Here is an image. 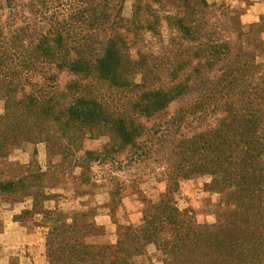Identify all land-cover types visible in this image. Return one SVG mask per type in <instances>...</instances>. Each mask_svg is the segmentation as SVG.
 <instances>
[{"label":"trees","instance_id":"16d2710c","mask_svg":"<svg viewBox=\"0 0 264 264\" xmlns=\"http://www.w3.org/2000/svg\"><path fill=\"white\" fill-rule=\"evenodd\" d=\"M214 10L205 0H0V157L43 143L52 175L87 184L92 165L140 164L167 144L163 194L144 203L138 225L118 227L114 244L88 242L102 235L91 212L44 207L54 198L45 173L0 182V197L31 201L15 220L41 217L47 264H130L149 246L161 264H264V64L244 51L241 29L221 37ZM163 26L177 36L174 61L133 56L138 38ZM195 86V100L168 114ZM195 176L221 194L222 223L178 209L179 183Z\"/></svg>","mask_w":264,"mask_h":264},{"label":"rangeland","instance_id":"374dc122","mask_svg":"<svg viewBox=\"0 0 264 264\" xmlns=\"http://www.w3.org/2000/svg\"><path fill=\"white\" fill-rule=\"evenodd\" d=\"M215 10L211 22L223 27L221 37L235 39L241 29L244 51L254 54L258 62L264 64V0H205ZM217 8H221L224 16ZM125 16L130 14V6L124 9ZM240 32V30H238ZM177 36L163 26L160 35L144 34L138 38L131 50L143 54L152 64L169 66L175 59ZM163 72V71H162ZM214 73V77H215ZM213 77V74L210 76ZM69 78L58 76V85L62 88ZM199 88L195 86L190 94L170 105L168 114H173L180 107H185L195 100ZM4 104L0 100V116L4 113ZM107 142L106 138L86 139L84 149L95 151ZM167 144L153 148L142 163L122 164V169H112L108 165H92L88 174L89 183L74 181L73 177L61 173L51 174L48 169L46 146L43 143H24L12 149L7 157H0V182L11 181L30 171L45 173L43 184L45 193L54 197L44 202L46 209H57L71 216L77 212H91L96 226L102 228V235L88 240L95 244H114L119 226L138 225L144 203H156L164 192L161 182L166 162L164 154ZM120 161L125 159L121 156ZM125 162V161H124ZM56 163V160H55ZM75 174L77 173L74 172ZM77 176V175H76ZM111 178L116 181L110 185ZM207 176H195L182 180L178 186L176 203L179 210L190 211L197 224L215 225L222 223L218 218L221 194L211 192L207 186ZM94 184L95 186H92ZM118 184L117 190L115 187ZM114 194L113 192H116ZM118 195L117 197H114ZM111 201L114 206L111 207ZM31 201L13 204L11 197H0V264H47L45 256L46 229L41 217H23L15 220L20 212L30 209ZM110 207L112 209H110ZM162 256L152 246L144 255L131 259L130 264H161Z\"/></svg>","mask_w":264,"mask_h":264},{"label":"crops","instance_id":"0c3cea01","mask_svg":"<svg viewBox=\"0 0 264 264\" xmlns=\"http://www.w3.org/2000/svg\"><path fill=\"white\" fill-rule=\"evenodd\" d=\"M0 237H1V234H0Z\"/></svg>","mask_w":264,"mask_h":264}]
</instances>
